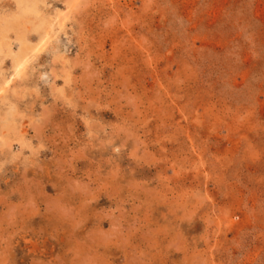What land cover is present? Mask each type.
<instances>
[{"label":"rangeland","instance_id":"374dc122","mask_svg":"<svg viewBox=\"0 0 264 264\" xmlns=\"http://www.w3.org/2000/svg\"><path fill=\"white\" fill-rule=\"evenodd\" d=\"M0 51V264H264V0H0Z\"/></svg>","mask_w":264,"mask_h":264},{"label":"bare ground","instance_id":"6f19581e","mask_svg":"<svg viewBox=\"0 0 264 264\" xmlns=\"http://www.w3.org/2000/svg\"><path fill=\"white\" fill-rule=\"evenodd\" d=\"M3 42V41H2ZM1 52V51H0ZM23 58V57H22ZM23 64V60L20 59L19 62H18V67H20L21 65ZM23 67V66H22ZM1 91V90H0ZM2 92V91H1Z\"/></svg>","mask_w":264,"mask_h":264}]
</instances>
